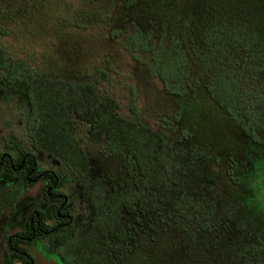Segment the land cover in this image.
I'll return each mask as SVG.
<instances>
[{
  "label": "rangeland",
  "instance_id": "1",
  "mask_svg": "<svg viewBox=\"0 0 264 264\" xmlns=\"http://www.w3.org/2000/svg\"><path fill=\"white\" fill-rule=\"evenodd\" d=\"M113 1L0 0V46L13 61L26 60L32 69L54 78L94 81L105 72L107 76L100 75L95 83L98 94L116 98L121 116L164 135L168 164L164 184L183 188L189 201L176 214L163 212L160 202L155 214L123 212L124 227L137 228V242L128 250L124 242L112 239L115 257L125 264H241V255L253 248L263 254L264 234L258 233L243 209L254 200L263 219L264 167L258 169L249 192L242 184L256 173L246 168V160L264 157V147L257 141L264 139V132L246 133L250 121L246 114L240 115L251 98L264 97V20L249 19L243 12L250 8L253 13L257 0L218 1V16L235 15L234 21L220 20L218 25L227 26L237 37L243 35L245 44L255 45L226 44V52L214 58L211 50L219 43L204 41L203 20L177 30L173 41L168 39L171 48L159 46L153 54L152 47L144 48L132 39V25L128 28L121 18L112 17L130 14L125 3L147 0ZM95 9L103 13H92ZM153 57H162V61L155 65ZM206 57L211 64L218 63L213 67L222 71L225 67L228 79L232 74L238 80L241 106L236 110L237 120L210 92L219 86L213 69L204 67L208 66ZM174 73L177 77L169 79ZM5 74L0 71V154L8 149L14 153L13 142L25 146L37 155L41 168L61 173L60 191L74 204V222L69 228L29 246L36 264H60L59 249L90 230V196L59 157L35 144L31 129L37 112L21 84L9 82L14 88L2 87ZM178 84L180 89L173 87ZM75 121L93 176L102 178L110 189H122L129 178L128 156L113 157L105 141L91 139L87 123ZM9 175L0 170V189L11 184ZM43 186V180L37 181L22 193L15 207L0 211V264H19L12 257L7 235L20 231L37 209L52 217V202L43 197Z\"/></svg>",
  "mask_w": 264,
  "mask_h": 264
},
{
  "label": "trees",
  "instance_id": "2",
  "mask_svg": "<svg viewBox=\"0 0 264 264\" xmlns=\"http://www.w3.org/2000/svg\"><path fill=\"white\" fill-rule=\"evenodd\" d=\"M90 1L96 3L105 0ZM218 1L147 0L141 3H125V7L130 11L128 16L124 15L122 18L120 14L110 17L115 20L121 18L128 28L132 25L134 28L132 39L137 40L136 43L144 48L152 47L153 54L159 46H165V49L171 48L172 42L168 43V39L173 41L177 30L197 20L205 22L204 41L209 43V40L216 39L219 43L217 50L216 48L211 50L213 58L214 55H223L226 52V44L235 46L243 42L247 48L255 45L252 42L245 44L247 40L243 35L239 34L237 37L227 29V26L218 25L217 22L220 20L227 22L235 20V15L218 16L220 14ZM229 2L231 3L232 0ZM255 3L258 4V8L256 10L254 8L253 13L250 8H244L245 17L254 20L259 18V21H263L264 0H257ZM107 5L110 9V4ZM92 13L98 15L103 11L95 9ZM137 37L145 40L140 41ZM261 53L263 54L264 51ZM185 59L187 60V57ZM210 60L206 57L205 63L208 66L204 67L207 71L213 69L211 72L215 75L217 80H214L219 86L210 92L213 97L219 98L220 107L225 106L226 113L237 120L238 107L241 106H239L238 80L234 79L232 74L228 79L226 73L228 75L229 72H226L225 67L224 72L220 67H213L218 63L211 64ZM159 61H162V57H153V64L156 65ZM182 62H185L184 58ZM0 71L6 73L2 87L7 85V88H14L13 85L7 84L9 82L14 85L15 82L21 84L24 95L30 98L37 112L36 123L31 129L35 144L59 157L74 177L86 186L90 196L93 207L90 230L81 238L59 249L57 259L60 264H125L115 257L112 239L124 242L129 250L131 243L137 242V228L124 227L121 219L123 212L138 211L141 214H155L160 202L163 212L176 214L189 201L183 188L164 184V174L168 166L165 158L164 135L148 124L121 116L120 105L116 98L98 94L95 83L100 75L107 76L103 71L94 81L54 78L46 72L32 69L26 60L13 61L2 46H0ZM174 76L177 77V73L169 79ZM173 87L180 89L179 84ZM224 101L227 102L225 105ZM242 114H246L250 121L248 127L244 129L246 133L251 134L256 129L264 132V97L251 98L248 106L240 111V115ZM76 118L89 125L92 140L105 141L110 155L116 158L125 154L128 156L126 168L129 178L122 189H110L102 178L93 176L89 156L77 136ZM251 138L257 139L253 135ZM257 141L260 147H264V139ZM10 147L15 148L14 153L8 149L0 154V170L8 172L10 174L8 180L11 181L10 185L0 189V211L15 207L22 193L40 180L44 181L43 197L52 202V217L37 209L29 216L20 231L6 236L14 260L19 264H36L29 246L69 228L74 222V204L60 191L61 173L53 169L41 168L37 155L22 144L13 142ZM262 161L264 157L261 155L258 161L251 158L246 160V168L256 171L252 175L249 174V179L242 184L246 192L250 191L258 169L264 167ZM240 197L238 195V198ZM244 206L246 208L243 211L251 216L252 225L256 227L258 233L264 234V213H262L263 219L260 218L261 214L254 200ZM239 208L242 210L241 206ZM261 212L264 210L261 209ZM241 261V264H264V253L260 254L253 248L241 255Z\"/></svg>",
  "mask_w": 264,
  "mask_h": 264
}]
</instances>
